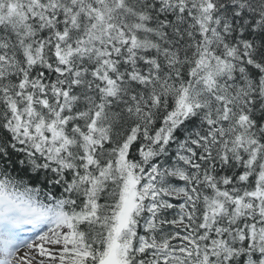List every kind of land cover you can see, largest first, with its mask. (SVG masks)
Returning <instances> with one entry per match:
<instances>
[{"label":"snow or ice","instance_id":"snow-or-ice-1","mask_svg":"<svg viewBox=\"0 0 264 264\" xmlns=\"http://www.w3.org/2000/svg\"><path fill=\"white\" fill-rule=\"evenodd\" d=\"M0 264H264V0H0Z\"/></svg>","mask_w":264,"mask_h":264}]
</instances>
